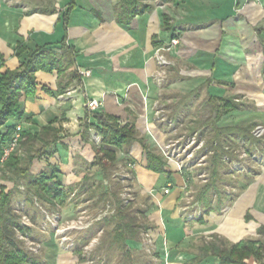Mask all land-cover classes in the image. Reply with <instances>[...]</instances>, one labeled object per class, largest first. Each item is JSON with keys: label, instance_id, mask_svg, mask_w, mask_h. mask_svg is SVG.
<instances>
[{"label": "crops", "instance_id": "crops-1", "mask_svg": "<svg viewBox=\"0 0 264 264\" xmlns=\"http://www.w3.org/2000/svg\"><path fill=\"white\" fill-rule=\"evenodd\" d=\"M14 1L0 2V75L19 66L21 59L15 55L19 40L35 49L66 36L75 51L77 76L65 91L59 93L57 70H37L35 94L20 99L23 118L12 119L3 127L21 123L31 134L24 139L22 157L43 146L41 138L32 136L40 135L49 123L59 130L56 142L49 143L53 134L46 135V153L33 160L29 171L39 175L56 167V179L63 186L76 185L71 195L75 201L64 206L43 201L47 213L60 212L71 219L76 212H85L80 208L86 202L99 199L104 200L100 214L112 216L128 192V203L120 204L128 207V221L135 219L127 224L133 235L128 234L123 249L109 238L100 243L97 251L100 258L106 256V264H219L211 250L214 244L231 245L261 237L264 175H248V183L231 203L230 198L216 202L209 195V203H205L201 191L189 205L196 177L167 161L162 147L172 137L176 127L169 125L180 113L201 116V97L196 92L203 85L207 95H202L206 98L201 101L214 117L215 104H234L225 108L216 122L220 132L243 138L253 126L264 122V0H131L138 13L129 23H123L126 17L120 13L123 5L130 3L125 0ZM64 13L68 14L66 26ZM165 15L170 29L165 27ZM174 30L180 34L181 57L189 63L192 79L185 85L171 74V80L161 85L156 80L160 67L155 50L170 41ZM89 100H101L103 105L89 111L85 107ZM157 111L169 123L162 121ZM95 112L117 117L136 134L123 149L111 147L116 161L106 159L107 171L92 165L94 147H101L103 137L94 127L86 130L84 126L94 120ZM145 146L164 157L163 172L148 167ZM85 176L93 186L102 182L107 196L102 199L99 191L82 188ZM113 181L121 187L119 192ZM124 183L127 190H123ZM167 186L170 191L166 194ZM2 188L11 194L14 212L18 201L31 203L26 180L14 167L0 166V196ZM87 228L77 232L85 233ZM248 228L260 237H248ZM44 237L38 241L44 248L43 264H86L77 244L72 250H62L52 233Z\"/></svg>", "mask_w": 264, "mask_h": 264}, {"label": "trees", "instance_id": "trees-1", "mask_svg": "<svg viewBox=\"0 0 264 264\" xmlns=\"http://www.w3.org/2000/svg\"><path fill=\"white\" fill-rule=\"evenodd\" d=\"M130 2L129 5L124 6L120 11L126 17V21L123 23H129L130 20L138 13L137 7L131 5V0H125ZM68 14H62V20L64 25L67 24ZM165 27L170 29L169 19L165 15ZM175 30L172 33V37L178 36ZM66 36H64L59 42L48 43L38 46L35 49H30L23 40H19L15 46V55L21 59L19 66L15 69H6L0 75V159L3 154L4 147L11 141L17 124L8 125L6 129L3 127L8 121L16 119L21 121L23 118V111L21 110L20 99L23 95L33 96L36 92L37 70H46L52 72L57 70L59 73V93H63L69 86V83L76 78L77 74L74 71L75 66V51L74 48L67 44ZM26 54V56H25ZM0 59L3 57L0 55ZM73 69V70H72ZM68 71V72H67ZM65 77L69 78L67 83L62 84ZM227 102V101H226ZM223 101V103L215 104V120L216 122L222 118L225 113V108H233L231 102ZM224 108V109H222ZM94 120L90 123H85V129L94 127L100 136L103 137V144L101 147L95 148V159L92 165H99L102 171H107L109 168L106 159L116 161V155L114 149L111 147H117L123 149L124 145H130L132 141L136 139L135 131L126 125H121L118 118L95 112ZM59 130L52 126V122L41 130V134L32 136L33 138L39 137L43 140V146L36 148L34 152H29L25 157L20 156V152H14L3 164V168H13L22 175L26 180L27 196L33 200L29 193L35 194L40 200L59 206H64L67 202L75 201L71 198L72 193L76 189V185L63 186L61 181L56 179L58 170L56 167H50L44 170L39 175H33L29 169L36 157H41L46 152L47 143L46 135L53 134L50 138V142H56L59 137L57 133ZM31 136L28 132L23 130L21 132L20 150L23 145L24 139ZM148 167L152 170L163 172L165 170V160L161 154L156 153L151 147L145 146ZM128 154V153H127ZM130 159V158H127ZM218 159L215 158V163H218ZM214 163V162H213ZM216 180L217 170L214 168L212 172ZM85 180L81 187H90L93 192L99 191L102 199L107 196V191L102 182L93 186L89 182L88 176L84 177ZM210 191L209 184L204 186L202 190V197L205 203H209L207 199L208 192ZM207 196V197H206ZM116 214L105 218L104 221H114L113 228L111 230V236L109 239L112 242L117 243L118 246L123 249L126 245V238L128 234L133 235L132 229L128 227V223L135 222L132 218L128 221V207H123L120 204ZM119 221H118V220ZM19 216L12 208L11 194L4 188L1 190L0 196V264H26L31 259L29 252L24 250L20 246L16 237L17 230L23 232L29 228H24L18 222ZM258 233L261 235L259 239L253 240H241L237 243L226 245L224 243L214 244L212 247L213 254L219 258V264H251L250 260H254L256 264H264V226L258 228ZM90 237H81L82 244H87ZM79 247V245H77ZM78 250V249H77Z\"/></svg>", "mask_w": 264, "mask_h": 264}, {"label": "rangeland", "instance_id": "rangeland-1", "mask_svg": "<svg viewBox=\"0 0 264 264\" xmlns=\"http://www.w3.org/2000/svg\"><path fill=\"white\" fill-rule=\"evenodd\" d=\"M4 1L15 2L14 0ZM0 2H3V0H0ZM240 9L241 7L237 8L235 12H239ZM179 46L180 43L172 51H163L166 59L172 63L164 68L159 66V72L165 71L162 76L163 81L160 83L161 85H165L171 80V74L172 76L176 75L179 77L182 84L185 85L192 79L190 78L189 63L186 62L185 58L183 59V57H181ZM193 95L194 94H192V96ZM196 95L201 97L199 99L201 102L199 104L203 107L199 111L202 113L201 116L197 114L194 118L191 116L192 114L189 115V112L180 113L177 116V120L173 121L174 125H169L170 128H176L172 137L168 140L174 141V143L178 142L175 147V149H177L176 153L180 155L181 159H187L184 163L186 166V172H191L193 176L196 177V181L194 180L190 187L191 194L193 195L191 197L192 199H188L187 201L192 202L194 195L201 192L204 189V186L209 184L210 191L208 192V195L210 198L212 197L216 202H219L220 198L227 197L230 198L229 202L231 203L248 183V175H264V134L261 138H257L253 134L255 127L257 125L264 126V122L257 119V122L261 121V123H258L255 127L253 126L250 133L243 138H238L235 134H225L224 132L219 131L220 128L219 124H216V117H214L212 112H208L205 109L207 104L204 102V105L201 101H204V98L206 97L203 96L207 95L204 85L198 89ZM165 122L169 123V120ZM191 141L193 142L191 143ZM215 158L219 160L218 163H215ZM214 168L218 172L216 180H214L215 175L212 173ZM124 184L126 187L123 190H127L128 186L126 183ZM112 185L117 192L121 190V187L115 184L114 181ZM36 198L37 199L32 200L31 203L29 202V204H26L25 201H18L15 205L16 213L19 216L18 222L24 228H29V230L26 229L24 232L22 230H17L16 232V237L18 242H20V246L31 255V259L26 264H35L36 262V264H43V262H45V258L42 257L44 248H41L38 241L46 239L44 234L48 232L53 234L59 244L58 248L62 250H72L76 247V244L79 245L80 248L83 249L82 253L86 260V264H106V256L100 258V252H98L97 249L102 241L110 238L112 234L111 230L114 227V221L110 220L107 222L102 220L104 216L107 218L110 217V215L100 214V209L103 207L104 200L95 199L86 202L84 206L81 204L83 207L80 208V211L85 210V212H76L74 218L72 217L71 219L63 218L61 213L58 212L60 217L56 220V217H54L55 215L53 214L54 212L50 213L48 211L47 213L46 209H44L45 203L38 197ZM57 209L60 210L58 206ZM21 212L28 215L30 220L29 225H22L21 218L23 213ZM47 214H50L49 216H51L50 218L53 222H58L57 224H59V227H62L68 220L84 216L85 223L89 224V227L85 233L81 234L71 230L64 232L70 239L68 242L73 244L72 247L70 246L67 248V243L66 245L61 243L60 239L62 235L59 234L60 232L57 233L56 230H53L51 225L48 224ZM98 222L101 223L99 224ZM34 228H39L40 230ZM248 233V237L250 238L260 237L254 236L252 228L249 229ZM23 234H27V240L20 238ZM82 235L90 237V240L86 245L92 243L94 239L98 240L94 243L91 249L87 250L85 249L86 245L82 244L80 237ZM250 263L256 264L253 261Z\"/></svg>", "mask_w": 264, "mask_h": 264}, {"label": "built area", "instance_id": "built-area-1", "mask_svg": "<svg viewBox=\"0 0 264 264\" xmlns=\"http://www.w3.org/2000/svg\"><path fill=\"white\" fill-rule=\"evenodd\" d=\"M180 43V38L178 36H175L173 38L170 39V41L163 46H159L156 50H155V57L157 60V63L159 64L160 67L164 68L167 65H170L172 62L167 60L166 57L163 54V51L168 50V51H172L178 44ZM165 73V71H161L158 73L156 80L161 83L163 81V74ZM103 105V102L101 100H89L86 104L85 107L87 108V110L89 111H95L98 110L99 108H101V106ZM158 117L160 119H162V121H167V118L162 116L161 111H157ZM172 125H174L172 123ZM21 132H22V124L18 123L16 126V129L14 131V134L11 138V141L4 147L3 150V154L2 157L0 159V166H3V164L7 161V159L11 156V154H13L14 152H21L20 150V140H21ZM253 134L255 137L257 138H261V136L264 134V126L262 125H257L255 127V129L253 130ZM193 141H191L192 143ZM178 144V142L174 141H169L168 143H166L163 147H162V154L164 155V157L167 158V161L169 162H173L178 170L180 171H186V166H185V161H187V159H181L180 155L176 153L175 147ZM259 150V149H258ZM261 153V152H259ZM189 170V169H188ZM190 171V170H189ZM170 191V186H167L166 189H164V193H169ZM192 195L188 196V199H192L191 198ZM128 198H130V194L124 193L123 195V202L124 203H128ZM191 202H188V204H190ZM23 213V212H21ZM56 217V220L60 217L58 212H54L53 213ZM50 214H47V220H48V224L51 225V228H53V230L55 229L57 233H59L61 236V243L66 245L67 243V248L68 247H72L73 244L69 243L68 241H70V239L68 238V236L64 233L66 231H81V230H85V228L89 227V224L85 223V219L84 216L78 217L77 219H73V220H68L62 227H59V224H57L58 222H53L52 219L50 218L51 216H49ZM190 218H194L193 215L190 214L189 216ZM22 225H29L30 220L29 217L26 213L22 214ZM63 233V234H62ZM148 237V236H147ZM23 240H27L28 236L27 234H23L21 235V237ZM98 239H94L92 243H90L89 245L85 246V249L89 250L91 249V247L94 245V243L97 241ZM151 241L149 240L148 243H150ZM147 243V244H148ZM147 250H150L149 247H147Z\"/></svg>", "mask_w": 264, "mask_h": 264}]
</instances>
